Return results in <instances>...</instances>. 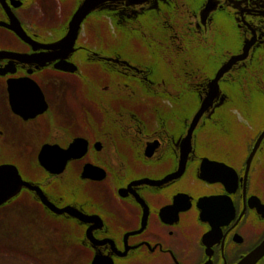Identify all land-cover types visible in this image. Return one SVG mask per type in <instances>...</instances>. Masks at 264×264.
<instances>
[{"label": "flooded vegetation", "instance_id": "af4514ba", "mask_svg": "<svg viewBox=\"0 0 264 264\" xmlns=\"http://www.w3.org/2000/svg\"><path fill=\"white\" fill-rule=\"evenodd\" d=\"M263 131L264 0H0V264H264Z\"/></svg>", "mask_w": 264, "mask_h": 264}, {"label": "water", "instance_id": "95a60500", "mask_svg": "<svg viewBox=\"0 0 264 264\" xmlns=\"http://www.w3.org/2000/svg\"><path fill=\"white\" fill-rule=\"evenodd\" d=\"M89 9H87L86 6H84L83 8H80L79 10H77L75 16H74V19H76L77 21L73 24V26H70V31L68 32V35H70L71 37H74L75 33H76V30H77V25L79 24V22L82 20V18L85 16V13L88 12ZM16 30V29H15ZM17 31V30H16ZM232 60H235L234 58ZM231 62V61H230ZM230 62L228 64H230ZM225 70V68H221L218 72H217V75H216V78L214 79L217 80L223 73V71ZM198 117H199V113L194 117L192 123H191V126H190V129H189V132H191L192 128L195 126L197 120H198ZM188 132V133H189ZM189 136V134H188ZM264 136V131L262 132V134L259 136L256 144H255V147L258 145L259 141L261 140V138ZM66 154H68L69 152L66 151L65 152ZM264 251V245H261L260 248L257 250V253L256 254H261L262 252Z\"/></svg>", "mask_w": 264, "mask_h": 264}]
</instances>
